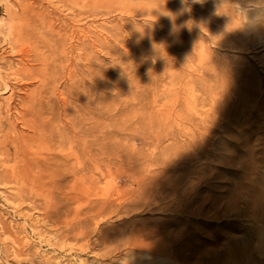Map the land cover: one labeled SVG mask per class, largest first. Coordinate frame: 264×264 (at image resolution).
Masks as SVG:
<instances>
[{"label": "rangeland", "instance_id": "rangeland-1", "mask_svg": "<svg viewBox=\"0 0 264 264\" xmlns=\"http://www.w3.org/2000/svg\"><path fill=\"white\" fill-rule=\"evenodd\" d=\"M22 1L0 0L1 29ZM35 1L66 69L40 125L65 124L51 113L67 99L93 145L75 159L37 127L38 145L0 165V264H264V0ZM0 45L7 74L18 55ZM9 95L1 135L30 142ZM59 156L74 169L57 181L33 167Z\"/></svg>", "mask_w": 264, "mask_h": 264}, {"label": "bare ground", "instance_id": "bare-ground-1", "mask_svg": "<svg viewBox=\"0 0 264 264\" xmlns=\"http://www.w3.org/2000/svg\"><path fill=\"white\" fill-rule=\"evenodd\" d=\"M5 1H7V0H5ZM63 1L64 0H56V2L58 4H62ZM46 2H47L46 3L47 5H51V7L54 6L51 1L49 2V0H47ZM36 5H37V7L40 5L42 6L41 3H37L34 0L29 4L28 3L24 4L23 1L18 2V3H16V6L14 9L13 8L10 9L8 7V9L6 10V21L3 22V23H5L7 28H6V30H4L3 28L1 29V27H0V37L3 38L4 40H6L8 45H9L10 50L11 51L15 50L17 55H18L17 56L18 59H17L16 64H12L10 62H4V67H5L4 69L7 70L8 73L4 74L0 71V82L3 85L2 88H0V93L1 94L10 93L8 98L5 100L6 108H8L9 112L14 111L16 113V115L18 116L17 119H19L21 122H23V124H26L25 126H28V127L30 126L29 128L32 132V135L29 136L30 142H27V141L23 142V141H20V139L17 136H9L8 134L7 135L4 134L2 136L1 134L5 129V125H0V139H1L0 140V165H2L5 168H6V166H5L6 164H8L10 161H13L12 160L13 158L16 159V157L18 155L22 156L24 154V152H23V151H25L24 148H28V147L38 145L39 139L36 137V135H42L43 136L44 134L37 132L36 131L37 127L38 128L45 127V129L48 130V132H49L48 137L47 136L46 137L49 138L51 145L53 147L56 146L58 148L59 147L64 148L66 146V144H68L69 153H71V155L74 156L75 159H79V154H83L89 158L91 157V148L93 145V139L91 137L92 129H91V127H87L84 129L82 122L74 121L73 115L70 114L71 108L67 102V99L63 100L64 101V103H63L64 108L62 107L63 108V110L61 109L62 112H58V114H57L55 111H52V113H51L52 118H53V120H52L53 122L55 121L56 118L59 120H61L60 118H62L64 120L67 119L66 120L67 122L65 124L60 125L59 129L56 131H54L51 128V125H50L51 121H49V125H45V126H44V124H42L43 126L40 125V123L44 122L42 115L44 113L48 112V107L43 102L44 98H46V96L48 99L51 97L53 87H50V86H51V84H54V82L56 80V76L59 75L60 70L63 71L65 68L61 69L63 62H64V54H62L58 51V48L62 46V43L58 38H57L58 40L54 39L52 37L53 34H50L51 36L49 35L48 30L51 27H47V24L49 22H46L47 17L45 18V14L43 13L44 8L42 9L43 10L42 12H41V10H39L41 13H35L36 10L34 11V9H35ZM36 12H38V11H36ZM51 14H53V13H51ZM47 16H48V14H47ZM52 33H54V32H52ZM73 46L75 47L76 45H73ZM71 69H72V67H70V68L68 67V69H67L68 70L67 74L69 75L68 79H70V80L73 77V75L71 73L72 72ZM65 72L63 71L64 74H65ZM37 78H39L38 83L40 82L42 85L41 88L37 87V88L32 89V90H26L25 89L27 87L26 84L24 85L22 83V84H20V86L18 85V82H22V81H30L29 82V84H30L34 80H36ZM10 80H15L17 82L11 83ZM75 83L76 82L74 81V84ZM19 87H20V89L21 88L25 89V91L21 92L22 97L17 94V89ZM63 93H65V92H63ZM67 95L69 96V94H67ZM71 95H73V94H71ZM174 96H175V94H174ZM16 97H17L16 101L18 102V104H15L14 99H16ZM168 113H169V111H168ZM0 114H1V106H0ZM89 114H90V112H88V117L84 118V120H83V122H86V124H88V125H89V122L91 121V115H89ZM6 116H7V114H6ZM183 118H184V116H183ZM45 121H47V120H45ZM160 121H161V119H160ZM161 123H162V121L159 123V125H160L159 127L163 126V125H161ZM164 126H163V128H164ZM28 131H29V129H28ZM80 134H82L85 138V140L83 142L82 151H79L81 149L80 148V145H81L80 137L81 136H78V135H80ZM11 148L13 149V154L10 153ZM61 150L62 149H60V151ZM47 152H49V151H47ZM12 155H13V158H12ZM62 155H64V154H62ZM28 157L30 160L29 155H28ZM31 158H34V157H31ZM36 160H38V159H36ZM48 161H49V163H48ZM48 161L46 162V159H44L42 161V163H40V161L39 162H33L34 163V166H33L34 169L37 171H42L43 177L48 176V177H51L57 181V176H59L60 171H62V168H65L66 170L68 169L71 171H72V169H74V164L68 163L69 162L68 159L64 158V157H60V158L53 157V158L48 159ZM14 165H15L14 167L11 166L12 171H14L17 166L18 167L23 166L24 161L21 160L18 162H14ZM29 171H30V173L32 172V170H30V169H29ZM28 176H30V175H28ZM10 177L13 178V181L15 182V184L18 185L19 189L23 188L25 186V181H21L19 178L16 179L14 174ZM21 178L23 180V177H21ZM33 179L32 180L30 179V180L34 181ZM24 180H25V178H24ZM159 189H161V188H159ZM146 245H148V244H146ZM145 251H147V250H145ZM152 251L154 253L159 254L162 252V249L161 250L156 249V250H152ZM21 252L22 251L18 249V253H21ZM15 254H17V253H15ZM18 255H20V254H18Z\"/></svg>", "mask_w": 264, "mask_h": 264}]
</instances>
